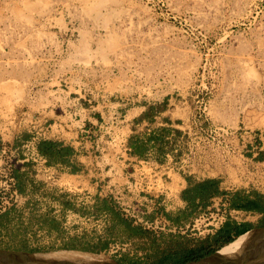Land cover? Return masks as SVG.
<instances>
[{"label":"rangeland","instance_id":"obj_1","mask_svg":"<svg viewBox=\"0 0 264 264\" xmlns=\"http://www.w3.org/2000/svg\"><path fill=\"white\" fill-rule=\"evenodd\" d=\"M202 99L210 122L232 126L237 134V154L209 173L242 184L240 173L251 158L259 160L249 143L264 133V0H0V149L14 140L20 145L34 121L54 108L77 124L94 114L107 126L114 111L125 108L134 126L130 136L146 112L155 110L180 128L198 130L207 124L198 119ZM109 129L114 140L98 159L120 172L125 154L117 132ZM221 145L215 150L227 152ZM18 158L4 156L14 174L23 167ZM99 173L91 182L41 171L35 180L48 189L65 184L60 196L80 211L96 212L104 205L91 207L103 197ZM87 190L93 194L88 201L82 197ZM18 192L0 185V247L96 252L120 264H158L169 255L160 249L164 241L153 247L147 241L141 250L130 241L134 231L117 206L107 226L71 212L68 228H58L50 217L47 227L36 224L28 234L21 216L10 212L22 208L24 195ZM58 197L49 199L53 209L60 207ZM146 246L151 250L145 252Z\"/></svg>","mask_w":264,"mask_h":264},{"label":"crops","instance_id":"obj_2","mask_svg":"<svg viewBox=\"0 0 264 264\" xmlns=\"http://www.w3.org/2000/svg\"><path fill=\"white\" fill-rule=\"evenodd\" d=\"M141 121H139L140 130H136V134L130 136L131 141L140 142L142 153H136L140 157L147 155L163 158L167 151L169 136L177 130L178 125L171 117L164 116L163 111L155 110L146 112ZM44 114L42 117L34 121L31 132L25 133L21 140L31 137H37L39 142H48V145L53 149V153L44 156L42 165L34 162H23V167L17 175V186H20L21 192L24 195V202L20 212H15L13 209L10 212L17 216H21L23 223L28 229V234H31L35 225L47 227L45 223L49 222L50 217H54L58 228H68V218L71 212L79 215L81 219L89 220L92 224L107 226L110 222L111 209L116 207L112 200L106 197H96V202L91 204V207L98 206L99 202L104 205L100 210L80 211L74 207V202L65 200L59 193L65 194L60 188L48 189L41 187V183L35 180V176L41 171L44 174L52 173L54 176L58 174H67L68 176L88 177V180L93 182L95 174H100V162L98 157L87 155L79 149L80 130L76 126L78 120L64 119L61 113L54 108L49 112L50 116ZM47 117H54V120H49ZM89 126L98 133L96 123L99 121L98 116L89 114L84 118ZM82 122V121H81ZM93 123V124H91ZM4 142V136H0V144ZM16 146V140L11 144V148ZM132 146V145H131ZM252 156L259 160H264V133L254 136L253 141L249 143ZM133 150L134 147L132 146ZM257 155V156H256ZM39 173H35V171ZM242 181V178L239 177ZM177 182L176 188L180 191V199L177 200L179 207L176 209H162L163 212L170 213L171 217H167L175 223L188 222L200 210L211 204L213 198L223 196L226 200L227 207L231 212L227 215L226 220L212 232H201L197 230H188L186 232H154L142 228L139 225L133 224L128 219L122 220L127 223L134 233L129 238L130 241H135L140 244V250L145 248V242L156 241L157 246L166 242L162 249V253H169L166 258H161L158 264H180L186 259L198 257L210 250L215 254L218 249L227 245L228 237L234 238V241L239 235L248 230L264 227V188H256L245 181L242 184H236L234 180L228 177L215 173H205L200 175L175 176ZM92 192L94 193L95 185L92 183ZM51 196H59L57 202L59 209L51 207ZM56 206V202L54 203ZM255 205H260L261 209H255ZM15 213V214H14ZM232 226L236 227L235 232H227ZM226 232V233H225ZM91 233V239L95 240ZM151 247H147L145 252L150 251ZM158 250V249H157ZM217 250V251H216ZM216 251V252H215ZM214 252V253H213ZM209 255V254H208ZM209 255V256H211ZM192 259L201 260L209 257ZM190 262H198L192 261ZM199 260V261H201ZM187 262V261H185ZM183 262V263H185ZM187 262L185 264H188ZM181 263V264H183ZM138 264H146L145 260H141Z\"/></svg>","mask_w":264,"mask_h":264},{"label":"built area","instance_id":"obj_3","mask_svg":"<svg viewBox=\"0 0 264 264\" xmlns=\"http://www.w3.org/2000/svg\"><path fill=\"white\" fill-rule=\"evenodd\" d=\"M202 104L204 108L199 113L198 119L207 124L200 125L198 130H193L192 126H189L188 130L178 126L179 131L168 137L170 147L163 158L152 155L140 157L134 153L130 144V133L134 126L129 123L128 110L125 108H117L114 111L116 116L112 126H107V122L103 120L98 121L97 134L85 119L76 125L80 130L78 138L80 151L98 158L102 156L105 144L114 140L109 133V127L117 132L126 164L120 172H117L111 166L112 162L99 159L101 184H99L98 195L112 200L123 215L135 225L153 232H186L194 229L212 232L226 220L231 212L223 196L213 198L210 205L200 210L188 222L175 223L162 210L179 207L177 200L180 199V191L176 188L175 176L209 173L211 172L209 169H218L219 165L230 162L231 157L237 154L236 145L233 142L237 137L236 130L232 126L211 123L206 112L207 101L202 99ZM83 108L86 110L85 107ZM72 115L77 116L75 112ZM109 137L111 140L108 139ZM195 138H198L196 149L193 146ZM21 142L20 145L12 148L3 145L0 149V185L15 196L19 195L16 176L10 168L6 167L5 154L8 152L11 155H18V160L21 162L32 161L42 165L45 161L44 156L39 152L37 137L23 139ZM221 144L227 152L215 150V145L220 147ZM241 156L245 160L244 153ZM251 159L247 171L241 172L240 177L256 188H264V160ZM3 177L6 178L5 183L1 184ZM64 185L60 184L63 192ZM76 193L75 191L74 195ZM83 193L82 197H86V201L93 197L88 190Z\"/></svg>","mask_w":264,"mask_h":264},{"label":"water","instance_id":"obj_4","mask_svg":"<svg viewBox=\"0 0 264 264\" xmlns=\"http://www.w3.org/2000/svg\"><path fill=\"white\" fill-rule=\"evenodd\" d=\"M78 252L83 251L72 249L42 250L0 247V264H103L92 261ZM202 258L192 261H199ZM113 264L120 263L113 262ZM223 264H264V235L258 237L252 246L244 251L237 260Z\"/></svg>","mask_w":264,"mask_h":264},{"label":"bare ground","instance_id":"obj_5","mask_svg":"<svg viewBox=\"0 0 264 264\" xmlns=\"http://www.w3.org/2000/svg\"><path fill=\"white\" fill-rule=\"evenodd\" d=\"M264 235V228H254L244 232L234 241L218 250L215 254L198 262H190L188 264H223L234 262L239 256L252 246L256 239ZM92 261H97L103 264H113L109 257L102 253L96 252H78Z\"/></svg>","mask_w":264,"mask_h":264},{"label":"trees","instance_id":"obj_6","mask_svg":"<svg viewBox=\"0 0 264 264\" xmlns=\"http://www.w3.org/2000/svg\"><path fill=\"white\" fill-rule=\"evenodd\" d=\"M131 145L134 147V152L139 153V154L142 153V149H141V144H140V142L131 141ZM38 149H39V152H40L42 155H50V154L53 153V149L50 147V145H48V142H46V144H44V142H42V141L39 142V143H38ZM15 176L18 178V175H17V174H15ZM18 189L21 190L20 186H18ZM254 208H255V209H261L262 207H261L260 205H255ZM166 215H167L168 217H171V214H170V213H166ZM229 230H230L231 232H232V231L235 232L236 227H235V226H232L231 228H229V229L227 230V232H229ZM225 233H226V232H225ZM233 239H234V238L228 237V240H227L226 242L232 241ZM212 251H214V250H210V251L206 252L205 254H201V255L198 256V257H193V258L186 259V260H184L183 262L188 261V260H192V259H196V258L202 257V256H204V255H208V254L212 253ZM183 262H181V263H183ZM181 263H180V264H181Z\"/></svg>","mask_w":264,"mask_h":264}]
</instances>
